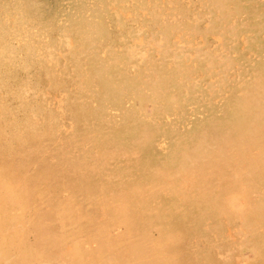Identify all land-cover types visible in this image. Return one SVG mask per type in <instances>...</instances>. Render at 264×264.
<instances>
[{"label":"bare ground","instance_id":"obj_1","mask_svg":"<svg viewBox=\"0 0 264 264\" xmlns=\"http://www.w3.org/2000/svg\"><path fill=\"white\" fill-rule=\"evenodd\" d=\"M0 264H264V0H0Z\"/></svg>","mask_w":264,"mask_h":264}]
</instances>
